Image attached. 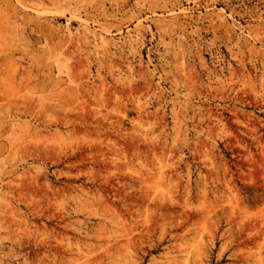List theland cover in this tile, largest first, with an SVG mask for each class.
<instances>
[{
  "label": "rangeland",
  "instance_id": "rangeland-1",
  "mask_svg": "<svg viewBox=\"0 0 264 264\" xmlns=\"http://www.w3.org/2000/svg\"><path fill=\"white\" fill-rule=\"evenodd\" d=\"M0 264H264V0H0Z\"/></svg>",
  "mask_w": 264,
  "mask_h": 264
}]
</instances>
